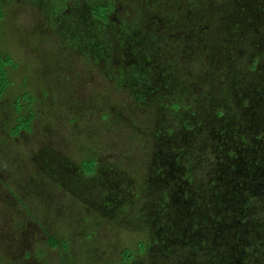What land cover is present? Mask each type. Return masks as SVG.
Listing matches in <instances>:
<instances>
[{
	"label": "rangeland",
	"instance_id": "obj_1",
	"mask_svg": "<svg viewBox=\"0 0 264 264\" xmlns=\"http://www.w3.org/2000/svg\"><path fill=\"white\" fill-rule=\"evenodd\" d=\"M0 6V264H264V0Z\"/></svg>",
	"mask_w": 264,
	"mask_h": 264
},
{
	"label": "trees",
	"instance_id": "obj_2",
	"mask_svg": "<svg viewBox=\"0 0 264 264\" xmlns=\"http://www.w3.org/2000/svg\"><path fill=\"white\" fill-rule=\"evenodd\" d=\"M110 8H111V6L109 5V3H107V4L98 3V4H95L93 6L92 11L97 18L101 19L102 21H105L107 19V12ZM2 18H3V9L0 6V21L2 20ZM0 35H1V30H0ZM11 65H14V64H13V59L10 56V54H5V55L0 54V98L3 96L8 85L10 84V81L8 78L7 68ZM32 118L33 117H29V119H28L29 124H30ZM18 130H20V127L18 128ZM87 161H88V163H87ZM87 161H85L83 163V166H85L86 169L88 166L89 171L91 172L94 168L95 161L92 158L87 160ZM130 257H131L130 251L125 250L124 251V259L126 261H128Z\"/></svg>",
	"mask_w": 264,
	"mask_h": 264
},
{
	"label": "flooded vegetation",
	"instance_id": "obj_3",
	"mask_svg": "<svg viewBox=\"0 0 264 264\" xmlns=\"http://www.w3.org/2000/svg\"><path fill=\"white\" fill-rule=\"evenodd\" d=\"M91 159V158H90Z\"/></svg>",
	"mask_w": 264,
	"mask_h": 264
}]
</instances>
